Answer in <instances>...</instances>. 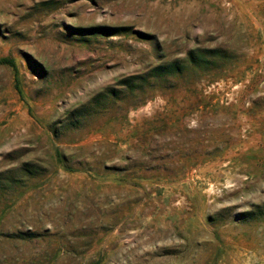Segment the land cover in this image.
I'll list each match as a JSON object with an SVG mask.
<instances>
[{
	"label": "rangeland",
	"instance_id": "374dc122",
	"mask_svg": "<svg viewBox=\"0 0 264 264\" xmlns=\"http://www.w3.org/2000/svg\"><path fill=\"white\" fill-rule=\"evenodd\" d=\"M0 264H264V0H0Z\"/></svg>",
	"mask_w": 264,
	"mask_h": 264
},
{
	"label": "trees",
	"instance_id": "16d2710c",
	"mask_svg": "<svg viewBox=\"0 0 264 264\" xmlns=\"http://www.w3.org/2000/svg\"><path fill=\"white\" fill-rule=\"evenodd\" d=\"M0 63L9 64V65H12L13 66V62L10 61V60H7V59H3Z\"/></svg>",
	"mask_w": 264,
	"mask_h": 264
}]
</instances>
